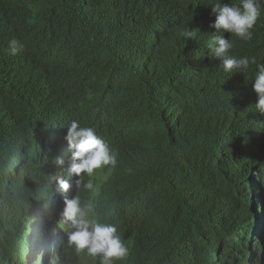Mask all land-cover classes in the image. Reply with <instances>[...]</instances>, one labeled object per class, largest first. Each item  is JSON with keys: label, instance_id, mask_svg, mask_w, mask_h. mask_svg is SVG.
Instances as JSON below:
<instances>
[{"label": "trees", "instance_id": "1", "mask_svg": "<svg viewBox=\"0 0 264 264\" xmlns=\"http://www.w3.org/2000/svg\"><path fill=\"white\" fill-rule=\"evenodd\" d=\"M215 2L0 0V264H98L67 244L60 175L117 227L129 254L116 264H264V113L251 83L264 0L251 40L219 33L231 54L256 57L246 75L212 58ZM72 120L116 153L114 168L85 176L93 192L66 176L68 154L52 162Z\"/></svg>", "mask_w": 264, "mask_h": 264}, {"label": "clouds", "instance_id": "2", "mask_svg": "<svg viewBox=\"0 0 264 264\" xmlns=\"http://www.w3.org/2000/svg\"><path fill=\"white\" fill-rule=\"evenodd\" d=\"M212 13L215 15V21L210 27L216 29L215 33L209 34L208 47L212 49V58L221 61L219 67L224 73L242 72L246 75L250 63L257 64L256 57H238L231 54L230 50L234 47L232 39H226L219 33L223 30L231 33V38L234 35L245 41L251 40L253 37L251 30L260 15L258 0H239L231 6L216 0L212 4ZM183 36L185 40L196 38L193 31H185ZM23 47V43L16 39H12L9 43L13 55ZM257 68L258 71L251 83L253 91L258 95L255 108L264 113V64H258ZM65 127L67 134L64 139L67 143L60 146L63 159L54 157L52 162L64 165L68 154L70 163L66 176L75 175L79 178L76 181L78 193L93 192L95 186L91 179L85 181V176L91 178L96 170L103 167L114 168L117 164L116 153L98 135L95 128L82 126L78 120L70 121ZM260 179L264 182V172L261 173ZM56 180L55 191L60 194L64 204L60 224L68 229V246L74 248L77 253L91 257L98 264H116L117 261L126 258L129 254L127 245L118 234L117 227L101 219L94 200L82 198L79 194L73 198L69 195V198L68 192L71 188L69 180L62 175L56 177ZM253 203H256L255 198ZM262 207L263 203L260 208ZM257 210L259 211L258 207ZM248 235L246 231L245 237ZM24 253L27 258L26 250L22 247L19 255L22 257ZM21 263L24 264L22 261Z\"/></svg>", "mask_w": 264, "mask_h": 264}, {"label": "rangeland", "instance_id": "3", "mask_svg": "<svg viewBox=\"0 0 264 264\" xmlns=\"http://www.w3.org/2000/svg\"><path fill=\"white\" fill-rule=\"evenodd\" d=\"M53 182H56L55 184H57V180L56 179H54ZM219 186L221 187L223 185H219ZM35 224H36V221H33L32 222L33 227H34ZM24 239L26 240L27 244H32L33 243V232H31V235H29V236L27 235ZM29 249H31L33 253L36 250V248H31V247H29Z\"/></svg>", "mask_w": 264, "mask_h": 264}, {"label": "bare ground", "instance_id": "4", "mask_svg": "<svg viewBox=\"0 0 264 264\" xmlns=\"http://www.w3.org/2000/svg\"><path fill=\"white\" fill-rule=\"evenodd\" d=\"M39 240H41V239H39ZM39 240H37V239H35V244L34 243H32L31 244V248H35L36 246H37V248L39 247L40 249L42 248L43 249V246H41L42 244H41V242L42 241H39ZM38 244V245H37ZM38 255V254H37Z\"/></svg>", "mask_w": 264, "mask_h": 264}]
</instances>
